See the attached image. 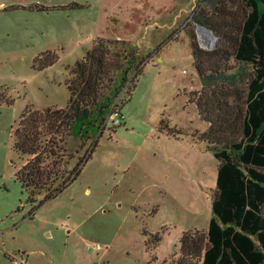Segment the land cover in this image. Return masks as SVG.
I'll return each mask as SVG.
<instances>
[{
    "label": "rangeland",
    "instance_id": "374dc122",
    "mask_svg": "<svg viewBox=\"0 0 264 264\" xmlns=\"http://www.w3.org/2000/svg\"><path fill=\"white\" fill-rule=\"evenodd\" d=\"M245 12L244 0H0V264H171L184 232L206 233L217 160L198 140L208 125L191 100L202 87L193 44L208 49L194 17L215 34L231 73ZM98 37L126 42L113 51L136 48L143 72L124 102L135 81L128 72L113 109L124 118L109 113L102 134L93 129L97 145L77 179L35 208L44 195L31 202L17 179L30 156L15 149L14 129L28 105H68L69 69ZM245 81L235 80L240 100ZM161 120L184 137L161 132ZM69 141L74 153L80 142Z\"/></svg>",
    "mask_w": 264,
    "mask_h": 264
},
{
    "label": "trees",
    "instance_id": "16d2710c",
    "mask_svg": "<svg viewBox=\"0 0 264 264\" xmlns=\"http://www.w3.org/2000/svg\"><path fill=\"white\" fill-rule=\"evenodd\" d=\"M244 2L246 12L237 26L230 54L238 64L233 72L227 73L228 65L222 64L229 57L224 56L222 47L201 49L193 44L202 87L199 96L191 100L208 125L198 140L208 144L217 160L216 185L206 233L184 232L180 254L171 264H264V0ZM194 18L198 24H205ZM95 41L69 69L68 105L44 109L28 105L14 129L15 149L18 154L30 156L18 168L17 179L31 202L44 195L35 208L77 179L97 145L93 129L102 134L108 114L119 106L117 98L129 81L128 72L133 70L135 81L130 80L133 85L124 102L131 98L143 72L136 48L120 53L113 51L110 44L126 45L125 41L104 37ZM56 59L54 55L39 68ZM245 65L251 69L246 71ZM241 76L246 80L242 100L234 91L235 80ZM105 88L107 92L103 93ZM159 129L175 138L184 137L181 129L165 120H161ZM70 137L80 142L74 153ZM89 140L92 142L87 145ZM82 149L84 152L70 167V161ZM63 151H72L68 159L62 158ZM156 237L162 238L157 234Z\"/></svg>",
    "mask_w": 264,
    "mask_h": 264
},
{
    "label": "water",
    "instance_id": "95a60500",
    "mask_svg": "<svg viewBox=\"0 0 264 264\" xmlns=\"http://www.w3.org/2000/svg\"><path fill=\"white\" fill-rule=\"evenodd\" d=\"M196 32L202 47L212 49L215 46L216 36L207 26L196 24Z\"/></svg>",
    "mask_w": 264,
    "mask_h": 264
},
{
    "label": "built area",
    "instance_id": "2783aa9c",
    "mask_svg": "<svg viewBox=\"0 0 264 264\" xmlns=\"http://www.w3.org/2000/svg\"><path fill=\"white\" fill-rule=\"evenodd\" d=\"M113 115L115 117L121 116L124 118V115L119 110L114 111ZM87 248L89 250H99L101 248V245L100 244H95V245L88 244Z\"/></svg>",
    "mask_w": 264,
    "mask_h": 264
}]
</instances>
